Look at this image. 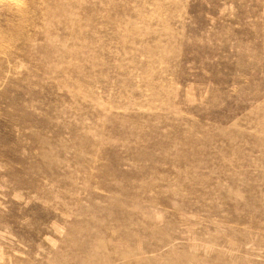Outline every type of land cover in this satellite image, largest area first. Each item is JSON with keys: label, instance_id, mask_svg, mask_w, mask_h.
<instances>
[{"label": "rangeland", "instance_id": "1", "mask_svg": "<svg viewBox=\"0 0 264 264\" xmlns=\"http://www.w3.org/2000/svg\"><path fill=\"white\" fill-rule=\"evenodd\" d=\"M264 264V0H0V264Z\"/></svg>", "mask_w": 264, "mask_h": 264}, {"label": "bare ground", "instance_id": "2", "mask_svg": "<svg viewBox=\"0 0 264 264\" xmlns=\"http://www.w3.org/2000/svg\"><path fill=\"white\" fill-rule=\"evenodd\" d=\"M175 264H181L180 262H177V263H175Z\"/></svg>", "mask_w": 264, "mask_h": 264}]
</instances>
